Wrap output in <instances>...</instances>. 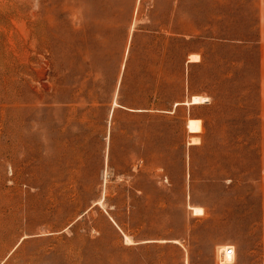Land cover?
<instances>
[{
    "label": "rangeland",
    "instance_id": "374dc122",
    "mask_svg": "<svg viewBox=\"0 0 264 264\" xmlns=\"http://www.w3.org/2000/svg\"><path fill=\"white\" fill-rule=\"evenodd\" d=\"M0 264H264V0H0Z\"/></svg>",
    "mask_w": 264,
    "mask_h": 264
},
{
    "label": "bare ground",
    "instance_id": "6f19581e",
    "mask_svg": "<svg viewBox=\"0 0 264 264\" xmlns=\"http://www.w3.org/2000/svg\"><path fill=\"white\" fill-rule=\"evenodd\" d=\"M200 59V56H199V54H192L191 56H190V61H198ZM208 100V98L207 97H203V96H195V97H193L192 98V100L190 101V102H186V103H192V104H196V103H203V102H205V101H207ZM192 142H194V141H192ZM193 208V210L195 211V212H197V213H200V212H202L203 211V207H199V206H194V207H192Z\"/></svg>",
    "mask_w": 264,
    "mask_h": 264
},
{
    "label": "built area",
    "instance_id": "2783aa9c",
    "mask_svg": "<svg viewBox=\"0 0 264 264\" xmlns=\"http://www.w3.org/2000/svg\"><path fill=\"white\" fill-rule=\"evenodd\" d=\"M236 250L233 246H227L221 253V263L225 262L227 257L235 256Z\"/></svg>",
    "mask_w": 264,
    "mask_h": 264
}]
</instances>
